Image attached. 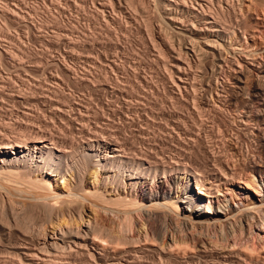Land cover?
Returning <instances> with one entry per match:
<instances>
[{"label":"bare ground","instance_id":"6f19581e","mask_svg":"<svg viewBox=\"0 0 264 264\" xmlns=\"http://www.w3.org/2000/svg\"><path fill=\"white\" fill-rule=\"evenodd\" d=\"M216 1L217 0H157L156 2L157 7H160L159 10L162 9L163 16L171 22L170 25H173L175 29L173 35H175V41H178L176 42L178 45L174 47L176 44L173 45L171 40L170 43L173 45L171 46L168 36L164 35V33L163 35L161 33L159 34L160 40L164 46L176 55L174 57V62L172 61V67L174 68V73L171 72L174 74L172 77V79L174 78L172 80L173 86L177 88L178 91L188 87H193L196 91V84H194V82L202 80H198L196 77L198 73L194 72H197L196 70L199 69L198 71L201 73L200 70L204 62L206 63V60L210 58V60H212L210 71L214 80L222 85V89H231L233 95H237H230V103L229 106L226 107L225 104L222 103L221 93L216 92L217 86L215 87L216 91H213L214 81H210L208 84V114L205 112L208 115L207 118L211 123L215 117H217V119L218 117L224 119L223 125H221L224 129H221L218 123L216 126L214 125L215 127H219H217V131L214 130V126L208 125L211 127V129H208V140H200L199 134L197 133V135H194L196 132H193L194 134H192L190 138L188 137L189 135L187 136L190 140L192 139L190 143H187L188 141L186 138L183 143H180V140V145L175 144V147H178L177 149L170 150L166 149L167 147L163 149L159 146L161 148L160 150L156 148L157 151L149 148H147V150V146H144L145 148L138 147V143V146H135V142L134 146L130 143L132 144L131 147L135 148L132 151L133 148L130 150L127 146L129 141L126 143L127 141L122 139V136L129 130L131 125H128L132 124L131 120L128 119V112L136 108V106L138 107V105H133V103L129 104L126 101L124 102V99V103H121L122 105L117 107L118 109L109 105L111 108H109L110 118H108L109 116H105L106 119H108L107 123L100 119H95L94 130L87 126L89 122H87L88 124L85 123L84 126L82 125L84 121H82L80 125L79 122L81 120H79L78 116L76 120L71 117L67 118L66 112L63 111L64 109L61 108L63 109L61 110L58 108L59 105L58 107L56 106V110L53 108L56 112H51L52 115H54L52 119L55 118L62 123L60 127H58V130L53 128V124H55L53 122H56V120L48 124L49 121H46V119L33 120L35 116L23 112L26 121L19 120L21 117L13 121L0 119V264H142L143 259H140L143 255L147 254L157 257L160 262L158 261L156 264H194L196 260L198 262V259H203L207 264H264V61L260 64L257 62L254 55L250 58L251 54L249 53L251 50H248V46H250L249 40L247 41L248 36H245L250 33H248L245 27L243 31H241L242 29L240 31L241 35H244L242 37H245L247 42L245 40V42H242L236 22L235 25H228L227 23L220 22V16L217 15L220 13H218L216 9H213V5ZM220 1L222 2V0ZM224 1H226L225 3L227 5L226 10L231 11L235 9L233 3H237L240 7L243 4V0ZM129 2L132 3L131 0H129ZM52 3H54V1ZM139 3H141L145 10L150 8L148 6L149 1L147 2V0H139ZM219 4L217 7L221 5ZM251 5L253 6V4ZM113 9H115V7ZM5 10L2 11V15L10 16V21L12 22L18 21L19 14L17 15L15 13L17 16L10 15L9 13H11V11ZM214 10H216L217 13ZM221 11H223V9ZM58 13L60 14V12ZM52 15L53 17L51 18L55 19V14ZM57 17L59 16H56V18ZM52 20L53 19L50 20L49 18L45 19L44 17L46 23ZM244 24L245 23H243V25ZM256 24L259 26V32L263 35L264 23L261 22ZM151 29L152 28L149 30L150 32L148 31L149 33L154 32H152ZM254 36L252 35L251 42L258 48L260 45L256 42ZM198 40L201 41L199 42ZM154 42L155 38L151 45L155 44ZM224 42L228 43L226 49L230 53L235 54V58L237 56L240 60L238 64H232L231 59L227 56V52L226 55L222 52L223 48H225L223 46ZM156 43L157 44L154 46L160 53V50L164 48L161 46V49L160 46H158L161 44H158L157 40ZM16 47L18 48V46ZM7 48L8 45L6 46V49ZM226 49H224V51H227ZM260 49L264 53L263 45ZM21 50H23V48ZM21 50H19V52H22ZM1 52L0 55L2 58L10 62L11 65L14 63L16 64V58L14 59L15 56L7 51L4 53ZM166 52L164 51L163 53L166 54ZM163 53L160 54L165 57L166 55H163ZM43 56L45 57L44 54ZM43 56L41 55L44 59ZM170 56L172 55L170 54ZM41 57L39 56V58ZM45 59L50 61L47 56ZM110 60L111 59L108 61ZM63 61L61 64L57 65H60V72L62 71L64 73L68 81L70 80V82L72 81L76 85L88 88L87 90L90 88V90L96 89L95 87L97 84L94 86L95 81L89 78V76L87 77L86 71L82 73L83 71L81 72L80 70V73L78 70L72 69V67L69 68ZM100 62H103V60ZM111 62L116 61L112 59ZM25 63L26 62H24V64ZM207 63L209 64L208 61ZM116 64L114 63L113 65H119L118 63ZM106 65L109 66L110 64L105 62L104 66ZM52 66L53 65L50 67ZM98 66L96 65L97 71L101 70ZM101 67L102 69L104 68L102 64ZM168 68H170V66H168ZM168 68H166V70ZM225 68H228V77L227 75L224 76L227 77L226 81L220 79V77L226 73L224 72L227 70ZM90 72L92 73V71ZM204 72L202 71V73ZM53 73L54 72H52V74ZM19 74L20 73H18V75ZM94 78L96 79V76ZM191 80H193V82ZM96 81L99 80L96 79ZM1 86L2 85H0V87ZM58 86L54 87L57 88ZM116 88L114 90H117ZM3 89H0V91L2 92ZM26 92H20L19 94L22 93L25 95L24 93ZM28 92L33 94L32 91ZM58 95L60 96V94ZM25 96L26 99L31 95ZM19 97L22 98V95H19ZM32 97L34 98L35 95ZM192 99H195V97ZM69 100L71 101V99ZM41 103L39 102L38 106ZM147 103H149V101ZM198 103L200 105V102ZM27 104H29V102ZM151 104L153 103L150 102L149 105ZM181 104L184 105L185 103ZM83 105L84 103H82V107L84 108ZM189 105H192V103ZM180 106L181 105H179V108L177 107L178 111L180 110L179 113L183 114ZM89 107L91 108L92 106ZM201 107L197 104L193 106L195 111L194 115L198 114L196 116L201 118L200 122L204 120L201 116L205 114H202L203 110L200 109ZM233 107H239L240 110L238 111L240 112L234 120L233 116L235 114L231 116L233 120L231 122L228 120L229 116L228 119L226 117V111L227 108ZM2 108H0V111ZM89 110L91 109H88V111ZM178 111L176 112L178 113ZM234 113H236V110ZM82 114L83 113H80V118L83 116ZM31 116L33 117L31 118ZM40 116L39 113V118H36L40 119ZM183 117L185 118L186 116ZM97 118H99V116ZM198 118H194V120L192 118V122ZM49 119H51V117H49ZM133 119L134 118H132V120ZM220 119L221 118H219V121ZM66 120L68 124H65L64 121ZM128 120H130V123ZM133 122L135 123V121ZM175 123H177V120ZM219 123L221 124V122ZM179 124L181 123L178 122L177 128ZM197 124L199 126L198 122ZM64 126L68 128L73 127L76 130L85 132L86 138H84V140L82 139V142L78 141L75 135L76 133L73 134L74 129L72 133H69L67 136L66 133L68 132L64 133ZM133 126H136V124H133ZM229 126L230 129L232 127H237V129L235 128L237 132H234L235 134H230L231 131L228 130ZM87 127L89 129H87ZM239 127L240 129L243 128L242 130L246 134L241 133ZM179 128L182 130L181 126H179ZM187 128L185 130H187ZM201 128L198 127L199 130H201ZM173 130L175 131L174 128ZM77 132L79 133V131ZM176 132L174 133L176 134ZM181 134L177 137H180ZM139 136L142 137L141 135ZM144 138L146 139V137ZM179 139L180 138H178V140ZM197 139L200 141V144L197 145L198 147L196 146V144L199 143V141L196 142ZM184 142H186V144ZM163 144H165V142H163ZM243 144H245V146ZM150 148L153 147L150 146ZM129 150L132 151V153L130 152L129 154ZM88 178L89 181L87 182ZM59 179L64 181V186H60ZM194 187L197 189L198 195H194ZM86 205H88L87 209L89 207V212H86L84 208ZM8 211L15 217H17L16 215L21 211L24 216L23 218L26 217L27 221L24 219L15 222L16 220H12L11 217L13 216H11L12 214ZM35 213H37L38 222L36 221L34 224L35 221L32 223L30 219L32 215H36ZM104 216L109 217L105 218ZM115 219L119 221V223H116L117 225H115ZM17 227L23 230L20 229L21 234L16 236L14 231L18 230ZM205 239H207V241ZM146 262L151 263L153 261L146 260ZM153 264L155 263L153 262Z\"/></svg>","mask_w":264,"mask_h":264},{"label":"rangeland","instance_id":"374dc122","mask_svg":"<svg viewBox=\"0 0 264 264\" xmlns=\"http://www.w3.org/2000/svg\"><path fill=\"white\" fill-rule=\"evenodd\" d=\"M28 1V2H27ZM54 1V3H52ZM100 1V2H99ZM0 0V52L2 51L3 53L5 51L11 53L15 59L16 64L14 63L13 65H11L10 62H8L6 59L2 58L0 55V85H2L0 87V89H3V91L0 94V108H2V110L0 111V119H4L6 121L9 120H16L17 118H20L19 120H24L26 121V119L24 118V114L23 113H28L31 114L33 116H31V118L33 117V120H43L46 119V121H49L48 124L52 123L53 120L56 122H53L55 124H53V128H56V130H58L60 127V125L62 124L60 121H58L57 119H52L54 117V115H52V113L56 112V106L58 107L59 105V109L63 110L64 112H66V117L67 118H72L75 119L79 118V120H81L79 123L80 125L83 124L85 126V123L89 122V125H87L88 127H90V129L95 127V119H100L103 122L107 123L108 119H106V117L109 116L110 111L109 108L111 107H119L120 105H122L125 101L128 102L129 104L133 103V105H138V107L136 106V108L131 109V113L130 111L128 112V119L131 120L132 124H129L128 126H130L129 132H125L122 136V139H124L125 141H127L128 148H130V150L132 149V151L135 149L134 147V143L135 146L138 147H142L146 149H177L178 147H175L176 145H180V143H183V141H185L187 139V143H190L189 138L192 136V134H194L193 132H196L194 135H197V133L200 136V140H208V129H211V125L212 126H216L218 123V126L223 125L224 119H222V117H215L212 120V123L210 120H208V84L211 82H213V91L215 92H220L222 95V103L225 104V106H229V101H230V95L231 96H237L235 93V95H233V91L231 89L228 88H223L222 89V85L218 82H216V80H214L210 68H211V62L212 60H206L209 62V64L204 62L203 65V70L201 68V73L196 70L197 72L194 73H198L197 74V79L198 80H202V81H196L194 82V84H196V91L195 88L193 87H188L186 89L183 90H179L177 88H175L173 86V79L172 77L174 76V68L173 66V62H174V57L176 56L175 53H173L171 50H168L166 46H164V44L161 42L160 40V33L163 35L168 36V40L169 43H173V45H175L174 47H176L178 45V41H175V35H173L174 32V28L173 25H170L171 22L166 19L163 16L162 13V9L159 10V6L157 7V0H147V2L149 1V7L148 9H144L143 6L141 5V3H139V0H131L132 3L129 2V0ZM114 1V2H113ZM152 1V2H151ZM245 1V2H244ZM25 2V3H24ZM58 2V4H57ZM95 2V3H94ZM103 2V3H102ZM220 0H217L214 5H213V9H216L218 13L217 14L219 17L220 22L222 23H227L228 25H235L236 22V26L237 29L240 31L244 30V27L247 29L248 36L247 41L249 40V45L248 46V50H251V52L249 54L250 58H252V56L254 55V57L257 59V62H259L261 64V62L264 61V53L263 51L260 49L262 47V45L264 46V42H263V38H264V34L262 35L261 32H259V26L256 23H264V0H243V4L241 5V7L237 4V3H233L234 6V10H226L227 5H226V1L222 0V2L220 3ZM253 2V3H252ZM63 3V4H62ZM130 3V4H129ZM136 3V4H135ZM221 5H220V4ZM223 3V4H222ZM260 5H259V4ZM8 4V5H7ZM14 4V5H13ZM16 4V5H15ZM49 4V5H48ZM57 4V5H56ZM61 4V5H60ZM69 4V5H68ZM77 4V5H76ZM93 4V5H92ZM140 4V5H139ZM151 4V5H150ZM217 4V5H216ZM218 4L220 5L219 7ZM253 4V6L251 5ZM45 5V6H44ZM53 5V6H52ZM76 5V6H75ZM96 5V6H95ZM109 5V8H108ZM113 5V6H112ZM116 5V6H114ZM245 5V6H244ZM18 8H17V7ZM49 6V7H48ZM81 6V7H80ZM86 8H85V7ZM105 6V7H104ZM135 6V7H134ZM222 6V7H221ZM243 6V7H242ZM259 6V8H258ZM12 7V8H11ZM41 9H39V8ZM51 7V8H50ZM76 7V8H75ZM115 7V9H113ZM126 7V8H125ZM215 7V8H214ZM224 7V8H223ZM240 7V8H239ZM245 7V8H244ZM8 10L9 12L11 11V13H8L10 15H15V13L18 16V21L12 22L10 21V16L7 15H2V11L3 10ZM21 8V9H20ZM36 8V9H35ZM62 8V9H59ZM65 8V9H63ZM70 8V9H69ZM95 8V9H94ZM98 8V9H97ZM112 8V9H111ZM250 8V10H249ZM262 8V9H261ZM2 9V10H1ZM12 9V10H11ZM58 9V10H57ZM81 9V10H80ZM150 9V10H149ZM223 9V11H221ZM225 9V10H224ZM243 9V10H241ZM255 9V10H254ZM261 9V10H260ZM5 10V11H6ZM38 12H37V11ZM50 10V11H49ZM57 10V11H56ZM61 10V11H60ZM85 10V11H84ZM90 10V11H89ZM93 10V11H92ZM96 10V11H94ZM100 10V11H99ZM113 10V11H112ZM216 10H214L216 12ZM220 10V11H219ZM16 11V12H15ZM56 11V12H55ZM84 11V12H83ZM87 11V12H86ZM119 11V12H118ZM129 11V12H128ZM144 11V12H143ZM150 11V12H149ZM60 12V14L58 13ZM64 12V13H63ZM89 12V13H88ZM98 12V13H97ZM122 12V13H121ZM216 12V13H217ZM237 12V13H236ZM242 12V13H241ZM14 13V14H12ZM86 13V14H85ZM225 13V14H224ZM241 13V14H240ZM244 13V15H243ZM258 13V14H257ZM8 14V15H9ZM48 14V15H47ZM52 14H55L54 18ZM72 14V15H71ZM101 14V15H100ZM116 14V15H115ZM118 14V15H117ZM150 14V16H149ZM15 15V16H17ZM47 15V16H46ZM52 15V16H50ZM224 15V16H223ZM226 15V17H225ZM5 18H4V17ZM45 19L49 18L50 20L53 19L52 21L46 23V21H44V17ZM56 16H59L56 18ZM73 16V17H72ZM106 16V17H105ZM109 16V17H108ZM118 16V18H117ZM153 16V17H152ZM245 16V17H244ZM259 16V17H258ZM21 17V18H20ZM62 17V18H61ZM85 17V18H83ZM99 17V18H98ZM113 17V18H112ZM122 17V18H121ZM133 17V18H132ZM151 19H150V18ZM7 18V19H6ZM9 18V20H8ZM70 18V19H69ZM76 18V19H75ZM79 18V20H78ZM155 18V19H154ZM227 18V19H226ZM232 18V19H231ZM245 18V19H244ZM256 18V19H255ZM57 19V20H56ZM59 19V20H58ZM97 19V20H95ZM105 19V21H104ZM113 19V20H112ZM115 19V20H114ZM137 19V20H136ZM43 22H42V21ZM78 20V21H77ZM91 20V21H90ZM110 22H109V21ZM120 20V21H119ZM130 20V21H129ZM151 20V22H150ZM224 20V22H223ZM239 20V21H236ZM54 21V22H53ZM77 21V22H76ZM129 21V22H128ZM59 24H58V23ZM61 22V23H60ZM116 22V23H114ZM120 22V23H119ZM123 22V23H122ZM76 25H75V24ZM238 23V24H237ZM243 23H245L243 25ZM71 24V25H70ZM90 24V25H89ZM95 24V25H94ZM252 24V25H251ZM256 24V25H255ZM35 25V26H34ZM68 25V26H67ZM97 25V26H96ZM109 25V26H108ZM121 25V26H120ZM125 27H124V26ZM239 25V26H238ZM52 26V27H51ZM91 26V27H89ZM103 26V27H102ZM149 26V27H148ZM152 26V27H151ZM154 26V27H153ZM20 27V28H19ZM33 27V28H32ZM66 27V28H65ZM79 29H78V28ZM127 27V28H126ZM239 27V28H238ZM95 28V29H94ZM153 33H149L150 31ZM250 28V29H249ZM55 29V30H54ZM64 29V30H63ZM111 29V30H110ZM113 29V30H112ZM127 29V30H126ZM249 29V30H248ZM41 30V31H40ZM72 30V31H71ZM251 30V31H250ZM81 31V32H80ZM123 31V32H122ZM149 31V32H148ZM241 31H240V40L242 42H245V37L243 34L241 35ZM53 32V33H52ZM60 32V33H59ZM92 32V33H91ZM174 32V33H173ZM65 33V34H64ZM88 33V34H87ZM95 33V34H94ZM102 35H101V34ZM120 33V34H119ZM64 34V36H63ZM67 34V35H66ZM86 34V35H85ZM95 36H94V35ZM123 34V35H122ZM254 36L255 34V40L256 42H258V44L260 46H257L252 44L251 42V37L252 35ZM66 35V36H65ZM85 35V36H84ZM107 35V36H106ZM151 35V36H150ZM153 35V36H152ZM250 35V36H249ZM79 36V37H78ZM82 36V37H81ZM85 38H84V37ZM92 36V37H91ZM118 36V37H117ZM125 36V37H124ZM173 36V37H172ZM263 38H262V37ZM70 37V38H69ZM75 37V38H74ZM88 37V38H87ZM151 37V38H150ZM159 37V38H158ZM170 37V38H169ZM50 38V39H49ZM62 38V39H61ZM92 38V39H91ZM118 40H117V39ZM140 38V39H139ZM155 38V44L156 40L158 41V44L160 43L162 46V50H160V53H163L164 51L166 52L163 53V55H166L165 57L162 56L156 49V47L154 46L155 44L151 45L153 43V40ZM69 39V40H68ZM120 39V40H119ZM174 39V42H173ZM11 40V41H10ZM94 40V41H93ZM113 40V41H112ZM245 40V41H244ZM80 41V43H79ZM160 41V42H159ZM199 42L201 40H198ZM246 41V42H247ZM10 42V43H9ZM104 42V43H103ZM106 42V43H105ZM226 42V41H225ZM223 43V46L225 48H223L224 55H226L227 52V56L229 59H231L232 64H238V61L240 62V60L238 59V57L236 56L235 58V54L230 53L227 49L226 46L228 45V43ZM63 43V44H62ZM88 43V44H87ZM91 43V44H90ZM122 43V44H121ZM170 43L171 46H173ZM263 43V44H262ZM12 44V45H11ZM8 45V48L6 49V46ZM15 45V46H14ZM50 45V46H49ZM67 45V46H66ZM104 45V46H103ZM126 45V46H125ZM10 46V47H9ZM13 46V47H11ZM18 46V48L16 47ZM66 46V47H64ZM95 46V47H94ZM146 46V47H145ZM157 46V48H158ZM252 46V47H251ZM20 47V49H19ZM23 50H21L22 48ZM64 47V48H63ZM74 47V48H73ZM169 47V46H168ZM16 48V49H15ZM59 48V49H58ZM9 49V50H8ZM13 49V50H12ZM88 49V50H87ZM166 49V50H165ZM224 49H226L227 51H224ZM253 49V50H252ZM15 52H12V51ZM19 50H21L22 52H19ZM25 50V51H24ZM92 50V51H91ZM97 50V51H96ZM120 50V51H119ZM156 50V51H155ZM164 50V51H163ZM255 50V51H254ZM59 51V52H58ZM88 51V52H87ZM94 51V52H93ZM124 51V52H123ZM163 51V52H162ZM1 52V53H2ZM17 52V53H16ZM25 52V53H24ZM103 52V53H102ZM109 52V53H108ZM119 52V53H118ZM172 52V53H171ZM249 52V51H248ZM261 52V53H260ZM20 53V54H19ZM37 53V54H36ZM54 53V54H53ZM108 53V54H107ZM168 53V55H167ZM229 53V54H228ZM253 53V54H252ZM17 54V55H16ZM24 54V55H23ZM40 54V55H39ZM43 54L45 55V57L47 56L48 60L50 59V61H47L45 59V57L43 56ZM61 54V55H60ZM105 54V55H103ZM107 54V55H106ZM116 54V55H115ZM170 54L172 56H170ZM41 55L44 57V59L41 57ZM49 55V56H48ZM70 55V56H69ZM83 55V56H82ZM88 57H87V56ZM129 55V56H128ZM156 55V56H154ZM256 55V56H255ZM18 56V57H16ZM23 56V58H22ZM39 56L41 58H39ZM62 56V57H61ZM108 56V57H106ZM162 56V58H161ZM232 56V57H231ZM261 56V57H260ZM52 57V58H51ZM74 57V58H73ZM82 57V58H81ZM91 57V58H90ZM95 57V58H94ZM116 60H115V58ZM127 57V58H126ZM171 57V58H170ZM253 57V58H254ZM36 58V59H35ZM65 58V59H64ZM88 58V59H87ZM103 58V59H102ZM113 59L116 62H111L108 61L109 59ZM130 58V59H129ZM160 58V59H159ZM262 58V59H261ZM59 59V60H58ZM61 59V60H60ZM71 59V60H70ZM167 59V60H164ZM38 60V61H37ZM58 60V61H57ZM64 60V61H63ZM77 60V61H76ZM99 60V62H98ZM103 62H100L102 61ZM63 61L64 64H67V66L70 68L72 67V69L74 68V70H78L82 73L87 74V77L89 76V78H91L93 81H95L94 86L96 85V89L94 90H87L88 88H84L81 85H76L75 83H73L72 81L70 82V80L68 81V79L65 77L64 73L59 69L60 65L58 66L57 64H61ZM68 61V62H67ZM72 61V62H71ZM84 61V63H83ZM108 61V62H107ZM131 61V62H130ZM167 61V62H166ZM173 61V62H172ZM21 64H19V63ZM23 62V63H22ZM24 62H26L24 64ZM60 62V63H59ZM66 62V63H65ZM94 62V63H93ZM96 62V63H95ZM105 62L110 64L109 66H104ZM152 62V63H151ZM55 63V65H54ZM104 67L102 69L101 64ZM104 63V64H103ZM111 63H118V66H115ZM135 63V64H134ZM171 63V65H170ZM19 64V65H18ZM78 64V65H77ZM84 64V65H82ZM89 64V65H88ZM101 70H96L97 67ZM124 64V65H123ZM153 64V65H152ZM206 64V65H205ZM211 64V65H210ZM16 65V66H15ZM28 65V66H27ZM51 65H53L52 67H50ZM57 65V66H56ZM70 65V66H69ZM73 65V66H72ZM117 65V64H116ZM161 65V66H160ZM170 66V68H168V66ZM86 66V67H85ZM96 68H95V67ZM124 66V67H123ZM22 67V68H21ZM41 67V68H40ZM84 67V68H83ZM92 67V68H90ZM94 67V68H93ZM21 68V69H20ZM31 68V69H30ZM34 68V69H33ZM49 68V69H48ZM166 68H168L166 70ZM25 71H24V70ZM27 69V70H26ZM85 69V70H84ZM107 69V70H106ZM125 71H124V70ZM134 69V70H133ZM146 69V70H145ZM208 69V70H207ZM227 70H225L224 73L220 79L226 81L227 77H228V68H225ZM52 70V71H51ZM57 70V71H56ZM96 70V71H95ZM145 70V72H144ZM88 71V72H87ZM92 71V73L90 72ZM137 71V72H136ZM195 71V70H194ZM202 71L204 73H202ZM52 72H54L52 74ZM80 72V73H81ZM98 74V75H94L93 74ZM97 72V73H96ZM135 72V73H134ZM157 72V73H156ZM172 72V73H171ZM18 73H20L18 75ZM89 73V74H88ZM92 75H91V74ZM103 73V74H102ZM109 73V74H107ZM140 73V74H138ZM207 73V74H206ZM39 74V75H38ZM44 76H43V75ZM63 74V75H61ZM133 74V75H132ZM172 74V75H171ZM30 75V76H29ZM91 75V76H90ZM103 75V76H102ZM110 75V77H109ZM130 75V76H128ZM225 75H227V77H224ZM40 78H39V77ZM93 76V77H92ZM96 76V79L99 81H96V79L94 78ZM99 76V77H98ZM126 76V77H125ZM165 76V77H164ZM203 78H202V77ZM212 76V77H211ZM21 77V78H20ZM61 77V78H60ZM152 77V78H151ZM201 77V78H200ZM37 78V79H36ZM43 78V79H42ZM67 80H66V79ZM103 78V79H102ZM105 78V79H104ZM118 78V79H117ZM225 78V79H224ZM39 79V80H38ZM138 79V80H137ZM219 79V80H220ZM8 80V81H7ZM11 80V81H10ZM28 80V81H26ZM50 80V81H49ZM114 80V81H113ZM122 80V81H121ZM127 80V81H126ZM140 80V81H139ZM149 80V81H147ZM220 80V82H221ZM25 81V82H24ZM65 81V82H64ZM110 81V82H109ZM118 81V82H117ZM154 81V82H153ZM193 82V80H191ZM6 82V83H5ZM8 82V83H7ZM48 82V83H47ZM98 82V83H97ZM138 82V83H137ZM148 82V83H147ZM23 83V84H22ZM58 83V84H57ZM66 83V84H64ZM109 83V84H108ZM164 83V85H163ZM166 83V84H165ZM202 83V84H201ZM4 84V85H3ZM69 84V85H68ZM99 84V85H98ZM135 84V86H134ZM152 84V85H151ZM155 84V85H154ZM201 84V85H200ZM204 84V85H203ZM217 84V85H216ZM219 84V85H218ZM17 85V86H16ZM23 85V86H22ZM40 85V86H39ZM52 85V87H51ZM59 85V86H58ZM127 85V86H126ZM129 85V86H128ZM15 86V87H14ZM43 86V87H42ZM54 86H58L57 88ZM144 86V87H143ZM168 86V87H165ZM171 86V88H170ZM192 86V85H191ZM217 86V87H216ZM3 87V88H2ZM6 87V89H5ZM17 87V88H16ZM27 89H26V88ZM34 87V88H33ZM39 87V88H38ZM54 87V88H53ZM74 87V88H73ZM104 87V88H103ZM117 87V88H116ZM215 87L217 88L215 90ZM15 88V89H14ZM20 88V89H19ZM46 88V90H45ZM60 88V90H59ZM62 88V89H61ZM70 88V89H69ZM77 88V89H76ZM98 88V89H97ZM117 90H114V89ZM152 88V89H151ZM158 88V89H157ZM175 88V89H174ZM8 89V90H7ZM18 89V90H17ZM23 91H22V90ZM30 89V90H29ZM80 91H79V90ZM84 89V90H83ZM100 89V90H99ZM105 89V90H104ZM144 89V90H143ZM225 89V90H224ZM13 92H12V91ZM16 90V91H15ZM28 91H32L33 94L31 93H27ZM44 90V91H43ZM53 90V91H52ZM77 90V91H76ZM82 90V91H81ZM98 90V91H96ZM120 90V92H119ZM139 90V91H138ZM161 92H160V91ZM167 92H166V91ZM175 90V91H174ZM204 90V91H203ZM220 90V91H219ZM7 91V92H6ZM26 92L24 93L25 95H31L28 98L25 99V95H23L22 93L19 94L20 92ZM39 91V92H38ZM55 91V93H54ZM71 91V92H70ZM89 91V92H88ZM123 91V92H122ZM134 91V92H133ZM143 91V92H142ZM145 91V92H144ZM212 91V92H213ZM114 92V93H113ZM116 92V93H115ZM207 94H206V93ZM226 92V93H225ZM7 93V94H6ZM10 95H9V94ZM47 93V94H46ZM57 93V94H56ZM67 96H66V94ZM70 93V94H69ZM107 93V94H106ZM128 93V94H127ZM135 93V94H134ZM159 93V94H158ZM166 93V95H165ZM180 93V94H179ZM195 93V94H194ZM197 93V94H196ZM199 93V94H198ZM5 94V95H4ZM15 94V95H14ZM38 94V95H37ZM43 94V95H42ZM60 94V96L58 95ZM87 94V95H86ZM116 94V95H115ZM123 94V95H122ZM150 94V95H149ZM183 94V95H182ZM191 94V95H190ZM202 94V95H201ZM7 95V96H6ZM19 95H22V98L19 97ZM35 97L33 98L32 96ZM48 95V96H47ZM84 95V96H82ZM86 95V98H85ZM101 95V96H100ZM109 95V96H108ZM112 95V96H111ZM159 95V96H158ZM195 97V99H192ZM11 96V97H10ZM14 96V97H12ZM24 96V97H23ZM50 96V97H49ZM64 96V97H63ZM74 96V97H73ZM76 96V97H75ZM133 96V97H132ZM136 96V97H135ZM142 96V98H141ZM148 96V97H147ZM32 99H31V98ZM44 97V98H43ZM111 99H110V98ZM121 97V98H119ZM146 97V98H145ZM3 98V99H2ZM52 98V99H51ZM65 98V99H64ZM101 98V99H100ZM108 98V99H107ZM116 98V99H115ZM151 98V99H150ZM158 98V99H157ZM179 98V99H178ZM71 99V101L69 100ZM77 99V100H76ZM82 99V101H81ZM94 99V100H93ZM124 99V102H123ZM156 99V100H155ZM168 99V100H167ZM176 99V100H175ZM197 99V100H196ZM224 99V100H223ZM228 99V100H227ZM5 100V101H4ZM23 100V101H22ZM26 100V102H25ZM55 100V101H53ZM79 100V101H78ZM88 102H85V101ZM92 100V101H91ZM116 100V101H115ZM121 100V101H120ZM128 100V101H127ZM147 100V101H146ZM153 100V101H152ZM172 100V102H171ZM179 100V101H178ZM186 100V102H185ZM200 100V101H199ZM2 101V102H1ZM4 101V103H3ZM42 101V103H41ZM69 101V102H68ZM94 101V103H93ZM112 101V102H111ZM130 101V102H129ZM138 103H137V102ZM149 101V103H147ZM182 101V102H181ZM29 102V104H27ZM39 104L38 106V103ZM59 102V104H58ZM71 102V103H70ZM75 102V103H73ZM99 102V103H98ZM101 102V103H100ZM103 102V103H102ZM120 102V103H119ZM146 102V103H145ZM151 103V105H149ZM162 102V103H161ZM178 104H177V103ZM200 102V105L199 103ZM3 103V104H2ZM11 103V104H9ZM35 103V104H33ZM49 103V104H48ZM82 103H84V108L82 107ZM90 103V104H89ZM122 103V104H121ZM156 105H155V104ZM159 103V104H158ZM181 103H185L184 105H182ZM188 103V104H187ZM192 105H189L191 104ZM197 104L198 106H202L200 109L203 110L202 114L203 116L200 122V117L196 116L198 114L194 115V109L193 106L194 104ZM203 103V104H202ZM206 103V104H204ZM56 104V105H55ZM65 104V105H64ZM166 104V105H165ZM177 104V105H174ZM240 104V103H238ZM11 105V106H10ZM29 105V106H28ZM35 105V106H34ZM94 105V106H93ZM110 105V106H109ZM114 105V106H113ZM116 105V106H115ZM118 105V106H117ZM162 105V107H161ZM181 108V112L179 113L180 110L178 111V108ZM2 106V107H1ZM34 106V107H33ZM86 106V107H85ZM88 106V107H87ZM89 106H92L91 108ZM101 106V107H100ZM104 106V107H103ZM152 106V107H151ZM174 106V107H173ZM183 106V107H182ZM191 106V107H190ZM10 107V109H9ZM25 107V108H24ZM27 107V108H26ZM100 107V108H99ZM132 107V106H131ZM140 107V108H139ZM148 107V108H147ZM165 107V108H164ZM176 107V108H175ZM178 107V108H177ZM185 107V108H184ZM188 107V108H186ZM8 108V109H7ZM29 108V109H28ZM48 108V109H47ZM55 108V110L53 109ZM80 108V109H79ZM87 108V109H85ZM146 108V109H145ZM204 108V109H203ZM43 109V111H42ZM58 109V110H59ZM66 109V110H65ZM88 109H91L88 111ZM97 109V110H96ZM111 109V108H110ZM113 109V108H112ZM118 109V108H117ZM184 109V111H183ZM188 109V110H186ZM207 109V110H206ZM229 109V111H228ZM236 110V113L235 110ZM4 110V111H3ZM53 110V111H52ZM71 110V111H70ZM84 111V112H80V111ZM95 110V111H93ZM136 110V111H135ZM172 110V111H171ZM178 111V113L176 111ZM231 110V111H230ZM234 110V112H233ZM239 107L237 108H227L226 111V117L228 119L229 116V121H233L235 119V117L238 115V113L240 111ZM3 111V112H2ZM7 111V112H6ZM10 111V112H9ZM26 111V112H25ZM33 111V112H32ZM40 111V112H39ZM77 111V112H76ZM88 111V113H87ZM124 111V110H122ZM146 111V112H145ZM187 111V112H186ZM197 111V110H196ZM238 111V112H237ZM5 112V113H4ZM23 112V113H22ZM39 112L40 113V119L39 118ZM52 112V113H51ZM72 112V113H71ZM83 113V116L80 118V113ZM91 112V113H90ZM95 112V113H94ZM134 112V114H133ZM138 112V113H137ZM194 115H192L191 114ZM231 112V114H230ZM8 113V114H6ZM34 113V114H33ZM70 115H69V114ZM94 115H93V114ZM106 113V114H105ZM130 113V114H129ZM158 113V114H157ZM38 114V115H35ZM45 114V115H43ZM47 114V115H46ZM68 114V115H67ZM91 114V115H90ZM96 114V116H95ZM101 114V115H100ZM143 114V115H142ZM153 114V115H152ZM162 114V115H160ZM235 114V115H234ZM3 115V116H2ZM7 115V116H6ZM17 115V116H16ZM20 115V116H19ZM104 115V116H103ZM133 115H139V116H133ZM160 115V116H159ZM234 115L233 120L231 118V116ZM89 116V117H88ZM91 116V117H90ZM99 116V118H97ZM106 116V117H105ZM130 116V117H129ZM133 116V117H132ZM155 116V117H154ZM159 116V117H158ZM179 116V117H178ZM183 116H186L185 118ZM193 116V117H192ZM12 117V119H11ZM37 117V118H36ZM49 117H51V119H49ZM75 117V118H74ZM87 117V118H86ZM95 117V118H93ZM158 117V118H157ZM192 117L193 120L194 118H198L195 119V121L192 122ZM207 119H205V118ZM36 118V119H35ZM42 118V119H41ZM66 118V119H67ZM77 118V119H78ZM89 118V119H88ZM105 118V119H104ZM110 118V116L108 117ZM132 118H134L132 120ZM166 118V119H164ZM180 118V119H179ZM219 118L220 121H219ZM49 119V120H48ZM162 119V120H161ZM182 119V121H181ZM217 119V120H216ZM52 120V121H51ZM77 120V121H79ZM89 120V121H88ZM91 120V121H90ZM99 120V121H100ZM128 120V122L130 121ZM142 120V121H141ZM156 120V122H155ZM177 120V123H175ZM216 120V121H215ZM222 120V121H221ZM135 121V123L133 122ZM145 121V122H144ZM167 121V122H166ZM170 121V122H169ZM203 121V122H202ZM205 121V122H204ZM65 124H68V121H64ZM141 124H140V123ZM147 122V123H146ZM169 122V123H168ZM178 122H180L181 124H179V126H181L182 130H180L179 126L177 128ZM197 122L199 123V126L197 124ZM216 122V123H215ZM221 122V124L219 123ZM104 123V124H105ZM130 123V122H129ZM149 123V124H148ZM164 123V124H163ZM187 123V124H186ZM201 123V124H200ZM203 123V124H202ZM235 123V122H234ZM59 126H58V125ZM133 124L136 126H133ZM156 124V125H155ZM163 124V125H162ZM57 125V126H55ZM94 125V126H92ZM175 125V126H174ZM186 125V126H185ZM205 125V126H204ZM210 125V126H208ZM69 126V125H67ZM64 126L65 129H69L68 131L64 129V133L67 134V136L69 135V133H72L73 131V127H67ZM104 126V125H103ZM197 126V127H196ZM202 126V128H201ZM214 126V130L217 131V127ZM87 127V129H89ZM168 127V128H167ZM175 129V131L173 130V128ZM185 127V128H183ZM188 127V128H187ZM196 127V128H195ZM198 127L201 128V130L198 129ZM208 127V128H207ZM210 127V128H209ZM72 128V129H71ZM143 128V129H142ZM171 128V129H170ZM177 128V129H176ZM187 128V130H185ZM219 128V127H218ZM226 128V127H225ZM237 127H232L230 129V126L228 128V130H230V134H233L234 132L236 133V129ZM95 129V128H94ZM93 129V130H94ZM160 129V130H159ZM191 129V130H190ZM221 129H224L223 126L221 127ZM243 129V128H242ZM240 129L239 127V131H241V133H245L243 132V130ZM55 130V129H54ZM74 129V133L76 135V138L78 141H81L82 139L84 140V138H86L85 136V132L81 131V130H76ZM137 130V131H136ZM159 130V131H158ZM172 130V131H171ZM178 130V131H177ZM185 130V131H183ZM196 130V131H195ZM199 130V131H198ZM205 132H204V131ZM79 131V133L77 132ZM132 131V132H131ZM150 131V132H149ZM153 131V132H152ZM164 131V132H162ZM177 131V132H176ZM191 131V132H190ZM203 131V133H202ZM233 131V132H232ZM83 132V133H82ZM176 132V134L174 133ZM184 132V134H183ZM189 132V133H187ZM200 132V133H199ZM127 133V134H126ZM154 133V134H153ZM157 133V134H156ZM164 133V134H163ZM171 133V134H170ZM182 133V134H181ZM234 133V134H235ZM166 134V135H165ZM180 137H177L179 136ZM186 134V135H185ZM246 134V133H245ZM126 138H125V136ZM130 135V136H129ZM137 135V136H136ZM139 135H141L142 137H140ZM155 135V136H154ZM174 135V137H173ZM189 135V136H188ZM193 135V136H194ZM204 135V136H203ZM206 135V136H205ZM134 136V137H133ZM139 136V137H138ZM148 136V137H147ZM176 136V137H175ZM183 136V137H182ZM189 138H188V137ZM80 137V138H79ZM83 137V138H82ZM146 137V139L144 138ZM153 139H152V138ZM174 138V139H171ZM178 138H180L178 140ZM184 140H183V139ZM186 138V139H185ZM134 139V140H133ZM160 139V140H159ZM171 139V140H170ZM199 139H197L196 142L199 141ZM82 140V141H83ZM136 140V141H135ZM150 140V141H148ZM173 140V142H172ZM175 140V141H174ZM181 140V142H180ZM81 141V142H82ZM140 141V142H139ZM146 141V142H145ZM165 142V144H163V142ZM170 141V142H169ZM145 142V144H144ZM175 142V143H174ZM177 142V143H176ZM180 142V143H179ZM186 142H184L186 144ZM132 143V144H130ZM138 143V145H137ZM156 143V145H155ZM168 143V144H167ZM172 145H170V144ZM149 144V145H148ZM152 144V145H150ZM176 144V145H175ZM200 144L199 143L196 144V146ZM141 145V146H140ZM164 147H163V146ZM174 145V146H173ZM245 146V144H243ZM145 146V147H144ZM150 146H152L153 148H150ZM161 148H160V147ZM172 149H171V148ZM198 147V146H197ZM156 148V149H155ZM129 150V154L130 152L132 153V151ZM148 150V149H147ZM157 151V150H156ZM60 180V179H59ZM72 180V179H71ZM89 181V178L87 180V182ZM64 181L60 180L59 184L60 186H64L63 185ZM198 195L197 193V189L194 187V195ZM1 198V196H0ZM1 204V203H0ZM87 206L84 207L86 212H89V207L87 209ZM10 212V211H8ZM19 214H17L15 216H13V214L10 212V214H12L11 217L12 220H16L15 222L21 221V220H26L27 218H23V214L21 213V211L18 212ZM22 215H21V214ZM36 215H32V218L30 220H32V223L34 222V224L36 223L37 220V213H35ZM105 218H108L106 216H104ZM197 217V216H196ZM23 218V219H22ZM112 218V217H111ZM29 220V219H28ZM117 219H115V225H117L116 223H119V221H116ZM114 226V225H113ZM18 230H23L20 227H17ZM16 228V229H17ZM14 231V234L20 235L21 234V230L20 231ZM16 232V233H15ZM207 241V239H205ZM146 256V259H145ZM150 256V257H149ZM144 257V258H143ZM143 257L140 259L142 260V264H153V262L156 264L158 263V259L156 256H151L149 254L147 255H143ZM156 257V258H155ZM145 259V260H144ZM156 259V260H155ZM146 260H150L153 262H146ZM156 262H155V261ZM203 259H198L194 262V264H207L202 262ZM200 261V262H199ZM146 262V263H145ZM160 262V261H159ZM202 262V263H201ZM163 263V262H161ZM3 264V263H1ZM164 264V263H163ZM167 264V263H165Z\"/></svg>","mask_w":264,"mask_h":264}]
</instances>
